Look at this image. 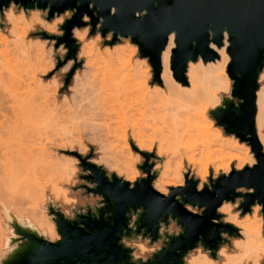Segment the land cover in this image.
Wrapping results in <instances>:
<instances>
[{"label":"rangeland","instance_id":"374dc122","mask_svg":"<svg viewBox=\"0 0 264 264\" xmlns=\"http://www.w3.org/2000/svg\"><path fill=\"white\" fill-rule=\"evenodd\" d=\"M73 14L68 11L49 22L48 11H26L14 4L0 13V93L11 94L17 107V110L8 111H12L11 116L7 112L3 113L6 116L1 113L5 118L0 114V121L5 123L1 129L0 152L9 149L19 151L25 144L31 148L35 141L53 156L46 163L30 161L28 190L22 186H16L13 192V186L12 189L9 187L12 194L0 190V264L14 248L10 246L11 239L16 237L11 225L13 219L21 226L37 231L46 240L56 242L60 236L50 216V206L63 212L67 218H73L89 206L103 202L100 196L88 190L93 185L84 179L89 172L84 170L81 159L102 167L108 176L114 174L133 185L146 178L142 171L145 162L142 154L147 153L152 156L150 164L154 165L152 173L156 174L153 188L155 182H161L169 194L171 188H179L174 185L185 186V175L188 173L190 178L199 181L198 189L202 190L211 180L227 176L233 169L237 171V162L232 161L230 152L222 147L218 133H222L224 140L236 138L227 136L209 115L221 102L211 108L191 95H172L170 89L168 91L163 85L162 78L160 82L154 79L148 59L141 56L139 48L130 39L120 38L115 42L112 33L103 37L99 26L92 34L88 17L83 19L86 27L74 30L86 32L84 42L77 40V60H68L66 46L56 48L57 41L45 34L63 36L62 26ZM223 68L220 74L226 76L223 86L227 89L232 81L227 73L228 66ZM190 77L187 73L186 86L191 83ZM172 78L180 84L174 79L173 72ZM259 84L260 91L264 88V81L259 80ZM154 87L166 91L163 104L177 108L175 129L182 151L171 163H166V157L158 156L160 141L154 137L162 136L159 134L166 129L161 131L162 128L159 126L161 129L158 130L156 126L161 131H157V135L156 129L153 131L152 128L156 118H159L149 117L144 111V102L147 98L149 100L147 96ZM229 95L222 93L220 98L222 100ZM159 120L162 124L163 120ZM159 120L157 125H160ZM164 124L167 126L168 122ZM211 127L213 129L208 130ZM236 140L240 143L239 139ZM20 158L18 155L17 160ZM83 185L89 187L83 189ZM240 192L246 193L247 190L241 189ZM240 202L242 200L238 199L234 204H224L233 207L232 214L245 221L252 234L259 233L264 239L261 211L257 223H254V216L250 218L253 210L260 206L242 216ZM188 208L195 213L202 212L190 206ZM29 212L35 215H31L33 218L44 215L50 220L46 233L34 227V219L29 217ZM221 215L222 221L228 223L227 217ZM181 231L176 221L161 228L162 233L170 235ZM238 234L237 237L223 235L225 241L216 260L200 245L190 252L186 263L190 264L193 259H208L212 264H253L255 259L242 257L244 251L238 243L244 241V237L240 231ZM124 243L134 249L138 258L145 260L163 246L162 241L151 243L140 238Z\"/></svg>","mask_w":264,"mask_h":264},{"label":"water","instance_id":"95a60500","mask_svg":"<svg viewBox=\"0 0 264 264\" xmlns=\"http://www.w3.org/2000/svg\"><path fill=\"white\" fill-rule=\"evenodd\" d=\"M12 4L26 11H48L49 22L73 12L62 26L63 36L45 34L57 41L56 48L66 46L68 60H77L79 45L73 31L87 26L85 17L90 19L92 34L99 26L103 37L112 33L115 42L130 39L148 59L158 82L163 72L162 55L171 35L175 48L170 67L174 79L181 83L188 79L189 63L220 59L211 45L221 49L227 35V73L232 88L209 115L227 136H235L250 147L256 164L241 171L233 169L202 190L198 189L199 181L188 173L185 186L171 188V193L163 196L153 188L156 174L152 173V156L147 153L143 154L142 167L146 178L133 185L81 159L89 172L84 179L94 186L88 190L100 196L104 205L73 218L50 206L60 236L56 242L13 219L16 237L10 246L14 248L1 264H187L190 252L200 245L216 260L225 241L223 235L239 236V229L224 223L218 212L225 202L234 204L241 199L242 216L258 205L264 220V147L256 130L257 93L264 71V0H0V13ZM241 189L247 192L241 193ZM188 206L201 210V214ZM170 220L176 221L182 231L162 233V225ZM141 234L151 243L163 242L146 260L138 258L124 243L137 240Z\"/></svg>","mask_w":264,"mask_h":264},{"label":"bare ground","instance_id":"6f19581e","mask_svg":"<svg viewBox=\"0 0 264 264\" xmlns=\"http://www.w3.org/2000/svg\"><path fill=\"white\" fill-rule=\"evenodd\" d=\"M85 20L87 21V19ZM73 35L77 40L81 42L85 41L86 32L74 31ZM228 47H229V41L227 35H225L224 46L221 49H218L213 44L211 45V48L215 50L220 56L219 60L215 62H209L206 64L202 60H199L196 63H192V62L189 63L187 73L191 76L190 77L191 83L189 84V86H186L188 85V79L185 83H181L177 81L178 83L182 84L184 86L183 87L180 84L174 82L172 78L170 61L172 57V52L175 48V37L174 35H171L169 39V44L162 55L163 72L161 78L163 85L168 91L170 89L172 95L174 93L175 94L181 93L183 95L188 94L191 95L193 99L204 101L205 103L210 105L211 108L217 107L222 101L220 95L222 93H230L232 88V85L227 89L224 88L223 83L226 76L220 74L221 70H224L223 67H227L230 62V58H229L230 56L227 53ZM259 80L264 81V71L262 72ZM152 91L153 92L149 93L148 90L149 94L147 97H149V100L147 98V100H145L144 102V111L145 113H148L147 115H149V117L150 116H152L153 118L158 117L159 119L163 120L162 124L163 122L164 123L168 122L167 126H165L164 124V126L167 127L165 128L160 123L161 121L159 119L158 120L160 125H157L158 120L156 118V121H154L156 124H154V126L152 124L153 128L152 127L151 128L153 129V131H155L156 129L157 135L159 132L158 130L162 128L161 131H164L163 128L166 129L163 133H161V131L159 132L161 133L159 134V136L162 135L160 137L157 136L156 138V135L154 134L153 135L155 139L160 141L158 142L160 144V145L158 144L160 147L158 151V156L166 157V163H171L175 161L176 157H178L177 153L180 152V150L182 151V148L179 146L180 137L178 136V133L175 129V124L178 119L177 108L170 106L171 104L170 105L167 103L163 104L164 95L166 94V91H164L162 88L154 87ZM257 96H258L257 103L259 109L256 116V130L260 142L264 145V88H262L258 92ZM165 104L169 105L170 107L169 106L166 107ZM16 108L17 107L15 105V101H13V96L11 94H8L6 92L0 93V114L7 112L11 116V112L17 110ZM10 110L12 111L8 112ZM78 110L79 108H77V111ZM2 114L1 117L6 116L5 114H3L4 116H2ZM12 115H14V113ZM1 117L0 119L2 120ZM8 118L11 119V117L9 116ZM15 118H17V116ZM4 124H5L4 122L2 123L0 121V136H1V129L3 128ZM156 126H158V128L160 126L161 128L158 129ZM212 129L213 127L209 128L208 130H212ZM149 137L151 136L149 135ZM218 138L223 142L222 147L226 148L230 152L231 160L237 162V171H241L246 167H253L256 164V160L252 155L250 151V147L248 145L240 144L241 142L239 143L236 140L237 138L230 141L224 140L221 132L218 133ZM33 143L34 144L31 146V148L29 144H25L19 151L14 149H9L3 153L0 152V190L1 191L2 189H4V191L6 190V192L10 193V188L12 189V186H13V189L11 190L12 192L16 186L17 187L22 186L23 188L26 186H30L29 185L30 161L46 163L48 160L53 158L52 154L48 153L47 148L45 149L43 146L41 145L39 146L35 141H33ZM30 153H31V157H30ZM18 155L21 156L19 160H17ZM189 160L195 161L194 158H189ZM174 186L183 187L182 184H178ZM154 189L163 196L169 195V191L167 190L165 185L161 182H155ZM12 192L10 194H12ZM4 194L6 193L4 192ZM232 209L233 207L231 205L223 204V206L219 209V213L224 214L227 217L226 221L229 224L236 227L237 229H239L241 235L244 237V241H240L238 243L239 246H242V249L244 251L242 257H247L248 259H255L253 264H261L262 261H264V239L262 238V236L259 235V233L252 234L249 227L244 224L245 221L243 220L240 221L238 215L232 214ZM260 211H261V207H257L253 210L252 216L250 215V218L254 216L253 218L254 223L258 222ZM29 213H30L29 217H31V215H34L32 212ZM36 216H38V214ZM33 219L32 220L34 222L33 223L34 227L39 232H41V230H45L46 233V230L47 228H49L48 226L51 223L50 220L44 215L39 218L34 217ZM190 264H212V263H210L208 259H205L203 261H201V259H193Z\"/></svg>","mask_w":264,"mask_h":264},{"label":"flooded vegetation","instance_id":"af4514ba","mask_svg":"<svg viewBox=\"0 0 264 264\" xmlns=\"http://www.w3.org/2000/svg\"><path fill=\"white\" fill-rule=\"evenodd\" d=\"M214 180H216V179H214ZM213 180V181H214ZM211 183H212V180L210 181V183L209 184H205V185H207L209 188L211 187ZM89 187L88 185H83L82 186V188L83 189H87V188ZM92 188H94V186L93 187H89V189H92ZM179 200H181L180 198H178ZM226 203V202H225ZM241 203V202H240ZM104 205V203L103 202H100L99 204H96V205H93V206H89L88 208H87V210L86 211H83L82 212V214H87V213H90V212H94V211H96L98 208H101L102 206ZM199 214V213H198ZM171 221H173V220H170L169 222H171ZM142 234L139 236V238L140 239H143V240H145V241H149V239L146 237V238H142Z\"/></svg>","mask_w":264,"mask_h":264}]
</instances>
